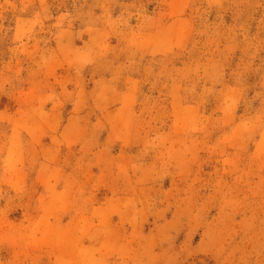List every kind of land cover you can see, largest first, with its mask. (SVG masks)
<instances>
[{
  "label": "rangeland",
  "instance_id": "rangeland-1",
  "mask_svg": "<svg viewBox=\"0 0 264 264\" xmlns=\"http://www.w3.org/2000/svg\"><path fill=\"white\" fill-rule=\"evenodd\" d=\"M0 264H264V0H0Z\"/></svg>",
  "mask_w": 264,
  "mask_h": 264
}]
</instances>
